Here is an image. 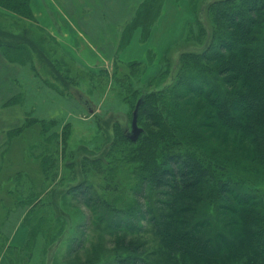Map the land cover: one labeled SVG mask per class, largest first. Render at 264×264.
<instances>
[{
  "label": "trees",
  "instance_id": "1",
  "mask_svg": "<svg viewBox=\"0 0 264 264\" xmlns=\"http://www.w3.org/2000/svg\"><path fill=\"white\" fill-rule=\"evenodd\" d=\"M204 1L188 0L195 17L187 26L183 41H191L194 47L178 54L174 68L178 69L176 79L149 92L144 90L142 84L141 88H135L143 97L136 118L138 122L139 119L143 121L144 127L137 140L128 138L122 129L119 130L121 137L115 132L112 136L106 126L101 125L99 128L102 138L95 135V138L90 140L94 141L93 144H98L92 151L99 154L110 147L119 158L127 156V153L139 156L131 163V171L141 175L147 188L144 196L146 211L138 207L139 222L142 219L149 220L150 216V223L155 227L157 214L152 206L155 204V197L158 196L157 203L170 198L172 202L169 210L163 208L162 211V217L165 216L164 224L162 228L156 229V232L164 238L175 257L187 258L193 264H264V213L261 212V194L258 190H244L243 184L251 186L252 182H242L239 171L232 169L235 167L255 174L262 173L260 179L251 175L254 180L264 182V0H213L209 3ZM164 2L165 0L143 1L132 21L121 28L122 33L117 39L116 50H111L113 64L116 66L111 79L108 80L111 82L109 84L106 81V86L113 85L114 94L118 91L119 98L124 96L126 102L129 99V89H134L135 82L140 83L136 79V72L137 67L143 64L139 61L124 63L120 53L128 47L138 29L142 31L141 42L148 41ZM0 7L23 17L32 16L30 0H0ZM205 14L209 18H206ZM215 23L224 33L218 31ZM9 37L11 40H17L19 44L36 43L35 47L40 46L34 35ZM8 41H1L0 47L4 45L11 48L12 45L6 43ZM161 61L164 66L162 74L167 76L171 60L165 55ZM52 67L63 80L64 77L68 79L73 76L72 71L65 75L55 64ZM89 73L88 71V76L85 74L80 78L93 81L95 75ZM204 73L211 77L204 76ZM77 76L71 78L66 87L74 86L72 80L78 79ZM130 113L134 116V110ZM36 114L35 112L36 118H31L30 122L32 126L35 125L33 127L39 129L38 133L45 132L46 142L51 144L47 136V120ZM70 123L71 121L67 124L68 127ZM25 127L26 122L13 133L22 131ZM11 134L12 132L8 133L9 136ZM44 155L46 153L40 158ZM83 157L85 160L88 155ZM80 164L74 157L70 159L65 168H71V177L55 182L56 185L52 187H42L41 197H35L34 195L38 194L32 189V193L30 189L27 192L26 182L31 174L27 170H19L13 175L8 168L1 171L0 179L5 178L4 182H8L16 176V180L22 179L21 187L29 193L25 195L23 190L19 192L18 189L16 192L6 191L8 202L0 199V238L4 240L7 236L4 245L11 240L4 230L13 208H22L24 220L37 215L38 220L35 219L33 232L36 238L38 235L43 238L36 248L44 254L57 241L60 242L69 235L72 221L78 215L73 207L67 208L63 199L69 195L80 194L85 197V207L94 213L95 204L87 197L88 191L83 188L82 183L71 186L72 178L80 173ZM85 164L86 162L83 164V174L88 173L84 168ZM36 166L44 176H48L49 169H46L44 158ZM126 168L130 169L128 166ZM34 180L32 176V181L36 182ZM253 186L258 188L254 184ZM107 190H110V187H107ZM43 196L50 198L47 200ZM103 205L111 210L114 218L119 214L132 218V212L135 211V207L120 211L116 205ZM206 206L214 207L218 226H215L213 219L204 212L203 208ZM3 208L5 214L2 216ZM45 208L46 211L52 208L55 220L60 219L65 224L64 230H58L59 238L53 244L50 241L49 245L46 233L50 231L52 220L44 216ZM41 211L44 213L39 217ZM142 212L144 216L140 215ZM96 216L97 220L101 221L99 218L102 216L99 213ZM221 219L223 222L220 225ZM108 226L110 227V224ZM116 227L121 231L125 228L123 219H120ZM9 228L12 231L17 229L15 224ZM72 238L76 239V236L72 235ZM122 241L121 236H115V243ZM35 242L30 246L28 239L29 249L25 250H29V254L25 253L26 260L22 264H32ZM25 246L0 247L6 251L7 264H13L15 257L20 256V252L15 251H21ZM129 255L120 257L115 253L113 259L118 264H130Z\"/></svg>",
  "mask_w": 264,
  "mask_h": 264
},
{
  "label": "rangeland",
  "instance_id": "2",
  "mask_svg": "<svg viewBox=\"0 0 264 264\" xmlns=\"http://www.w3.org/2000/svg\"><path fill=\"white\" fill-rule=\"evenodd\" d=\"M211 1L213 0H205L204 3ZM72 4L74 6L82 5L77 0H72ZM180 6V13L183 20L184 18H189V21H193L195 17L194 12L188 10L184 3H181ZM205 15L207 18L208 15ZM181 16L178 18L181 21L174 18L169 22L172 25L169 30H166L165 27L160 28L156 32L158 33L156 41L154 40L150 43L147 41L146 44H142L140 53L128 51L126 55H123L124 63L139 61L143 64L137 67L136 72V79L140 83L135 82L134 89H129V99L126 102L124 96L121 99L119 98L118 91L114 94V86L109 85L111 81H108L111 79L116 66V64H113V57L111 58V50L114 47L113 43L108 48H100L96 43H92L87 38L90 41V45L93 46V49L90 51L85 49L87 50L83 52L85 54V60L80 56L77 59L68 57L59 47L56 39L52 38L49 33H46L40 27L33 12L31 17L24 16L28 17L24 19L22 15L0 7V43L8 39L9 41L6 43H10V46L12 45L11 48L3 45L0 47V51H7L10 60L14 63H19L23 70L20 79H16L14 85L8 86L6 84V88H0V119L4 120L0 125H4L3 131L11 130L9 132H12L7 140L6 136H2L0 139V142L5 139L3 141L5 144L0 146V173L4 168L10 169L12 175L19 170H27V172L31 173L30 178L26 182L27 192L30 189V193H32V189L38 194L34 195L35 197H41L42 194L40 192L42 187H52L57 182L67 180L68 176L71 177V168H65V165L74 157L75 161L78 162L79 160L81 164L78 166L80 173L76 174V177L72 178V180L70 179L73 183L71 186L82 183L83 188L88 191L87 197L92 199L91 203L95 204L94 208L96 209L94 213L88 210L84 205L85 197L83 198L80 194L74 196L69 195L63 199L67 208L73 207L78 215L72 221V230L69 235L62 241H57L44 254L36 248L43 241V238L40 235L36 238L33 232L35 219L38 220L37 215L24 220V213L21 212L22 208L18 210L13 208V213H11L7 221L8 224L4 231L11 240L15 238L16 230L21 231V237L26 243V246L25 243L23 244L26 248L21 251L19 249L15 251L20 252V256L15 257L13 264H22L26 260L25 253L29 254V250H25L29 249L27 247L28 239H30V246L36 240L33 248L32 264H42L43 262H48V264H118L113 259L115 253L120 257H126L130 254L128 258L130 264H193L187 258L175 257L173 252H170L172 250L167 246L164 238L156 232V229L162 228L164 224L165 216L162 217V211L163 208L169 210L172 202L170 198L164 197L167 198L166 201L157 203L158 196L155 197V204H152L157 214L154 222L155 227L150 223V216H148L149 220L142 219L140 220L141 223L139 222L140 211L138 207L146 211L144 196L147 193V188L143 184L141 175H138L134 170L131 171L133 168L131 163L135 162L139 156L127 153V156L119 158L110 147H107L102 153L98 154L92 151L98 144H93L92 142L94 141H90L95 138V135L98 138H102L100 137L102 132L99 128L101 125L103 127L106 126L107 131L112 136H114L115 132L121 137L119 130L122 129V132L126 133L128 138L134 141L137 140L144 126L143 121L139 119L138 122V118H136L138 109L143 101V97L140 95L141 92H136V89L141 88L140 84H142L145 88L144 90L149 92L154 88L162 87L173 82L178 73V69H174L178 54L182 50H189L194 47V44L190 43L191 41H183L189 22L185 26L182 25ZM209 16L211 17V15ZM215 24L217 25V23ZM25 28H30L31 30H24ZM218 28L220 33H224L219 26ZM100 31V34L96 35L98 38L104 36L108 29L104 27ZM117 31H119V27H117ZM114 33L119 34L116 31ZM167 33L170 35V40L176 39L174 35L181 34L180 42H170L169 38L166 37ZM23 34L34 35L37 39H42L39 42L40 46L49 52L51 60L57 61L55 65L58 67V70L64 71L67 68L68 72L72 71L73 76L71 78L78 75V79L72 80L74 86L66 87L63 82H57L55 76L50 74V76H45L48 73V59L47 63L44 59L35 60L34 54L27 45L19 44L17 40H11L9 37ZM117 38L112 37L111 34L107 40L116 42L115 39ZM122 54L123 52L120 53L121 56ZM165 55L171 60L170 72L167 76L162 74L164 66H162L161 58ZM3 56H0L1 73L11 66L7 58L5 59ZM97 58H101V60ZM87 59L88 61L85 62ZM90 62L92 65L89 64ZM25 70H27V74H25ZM39 71L42 72V75L39 74ZM88 71L95 75L93 81L80 78L85 74L88 76ZM12 76L14 79L19 77L16 72ZM204 76L211 77L205 73ZM71 78H68V81L70 80L69 82H71ZM59 79L64 81L61 78ZM106 81L109 83L107 86ZM16 90L17 93L19 92V95L15 99V106L19 104L21 109L19 106L11 108L9 109L12 111L10 114L8 108H3L1 105L7 98L6 96ZM4 110L6 113H3ZM132 110H134V116L130 113ZM35 112L40 118L47 120L45 121L48 127L47 136L51 144L46 142L45 132L41 131L38 133L39 129L33 127L35 125L32 126L30 119L36 118L34 115ZM4 114H7L8 117H5ZM128 115L130 120L128 119ZM114 120L120 124L118 125ZM69 121L71 123L68 127L67 124ZM24 122H26V127L22 131L13 133ZM204 140L206 141V139ZM222 146H225V144H222ZM44 153L46 155L40 158ZM85 155H88V157L83 160V156ZM43 158L46 161V169L47 167L49 169L47 171V177L36 166L42 162ZM84 162H86L84 168L88 172L87 174L82 173ZM125 165L130 169H127ZM232 169L236 170V172L239 171L242 182L248 184L252 182V184L250 183L251 186L243 184L244 190L250 192H256L258 190L260 192L261 203L263 205L261 212L264 213V182L254 180L252 176L255 175L260 179L262 173L255 174L247 170H239L235 167ZM31 175L37 183L32 181ZM4 179H0V182H2L0 184V199L8 202V195L6 193L10 191L16 192L17 189L19 192L23 190L25 195H29L21 187L22 183L20 181L22 179L16 180V176L8 182H4ZM253 184L258 188H254ZM107 187H110V190H107ZM43 198L49 200L50 197L43 196ZM58 199L60 200L59 197ZM104 203H109L112 206L116 205L120 211L135 207V211L132 212V218H126V216L121 214L115 215L116 218H114L111 210L107 206H104ZM203 209L213 219L215 226H218L214 207L208 208L206 206ZM44 211H41L39 217L44 213L45 217L52 220L49 226L50 231L46 233L48 236L47 244L49 245L50 241L53 244L59 238L60 234H58V230L59 228L64 230L65 224L60 219L55 220L56 216L52 208H49V211H46L45 208ZM97 213L102 216L103 219L98 217L102 223L97 220ZM4 214L5 209L3 208V214L1 215L3 216ZM140 215L144 216V213L142 212ZM120 219H123L125 225L122 231L116 227ZM219 222L221 225L223 222L222 219ZM13 224L17 227L15 231L9 228ZM108 224H110V227ZM72 235L76 236V239L72 238ZM117 235L123 238V241L119 244L115 243V236L117 237ZM6 238L4 237V240ZM4 240L0 238L1 248L12 245L11 240H8L4 245ZM135 246H137L136 249ZM127 249L131 250L128 251ZM5 253L6 251L0 249V264H7Z\"/></svg>",
  "mask_w": 264,
  "mask_h": 264
},
{
  "label": "crops",
  "instance_id": "3",
  "mask_svg": "<svg viewBox=\"0 0 264 264\" xmlns=\"http://www.w3.org/2000/svg\"><path fill=\"white\" fill-rule=\"evenodd\" d=\"M82 5L81 6H74L72 4V0H30V8L33 12V15L40 25L42 29L45 30L46 33L52 38L56 39L57 44L62 49V51L69 57L78 58L79 56L85 60V54L83 52L92 50L93 46L90 45V41L92 43H96L98 47L108 48L111 43L115 45L112 50H116V43L117 37L121 35V28L125 27L129 24L132 19L134 18L136 11L139 9L140 5L145 0H77ZM184 3L187 6V9L190 10L188 0H165L162 12L152 28L150 37L148 42L156 41V37L158 33H156L160 28L165 27L166 30H169L172 25L169 24L174 18H180V4ZM191 11V10H190ZM182 17V16H181ZM178 21H181L178 19ZM189 21V18L182 17V25H186ZM188 23V24H189ZM188 26V25H187ZM106 27L108 31L98 38L99 32H101V28ZM117 27H119V31H117ZM119 32V34H115L114 32ZM160 32V31H159ZM141 29H138L128 45V47L123 51L121 57L126 55L129 52L136 51L138 53L141 52L142 44H146L147 42H141ZM163 33V32H162ZM112 34V37L117 38L115 39L116 42H112L107 40V38ZM173 35V34H172ZM171 35V37H172ZM166 37L169 38V41L173 42H180L181 34L174 35L176 39L170 40L169 33L166 34ZM89 38L90 41L87 39ZM97 38V39H95ZM42 40V39H40ZM38 39V42H41ZM103 42V43H102ZM175 42V43H176ZM140 43V44H138ZM36 44V43H35ZM34 43L25 44L34 54L35 60H42L44 59L47 63V59L49 62V67L47 68L48 73L45 76H55V80L57 82H62L58 78V72L52 67L53 64H57L56 60L50 59V54L48 51L44 50L41 46L35 47ZM87 49V50H85ZM4 53V54H3ZM4 55V56H3ZM0 56L4 57L5 59L11 63V66L8 67L5 71L1 73L0 71V88L5 87L6 84L8 86H12L15 84L16 79H20V75H22L21 65L19 63H14L10 60L7 53L0 51ZM112 58V56H111ZM100 59L101 58H97ZM103 60V59H102ZM88 59L85 61L87 62ZM51 63V66H50ZM92 65V63H89ZM2 67V66H1ZM58 68V67H57ZM16 72L19 77L15 78L12 74ZM60 72V71H59ZM65 75L68 74L67 68L62 71ZM25 74H27V70H25ZM39 74L42 75V72L39 71ZM50 74V75H49ZM57 75V76H56ZM38 76V75H37ZM60 76V75H59ZM44 77V76H43ZM29 82H31L29 80ZM68 82V79L64 77V83ZM6 88V87H5ZM19 92L13 91L9 93L6 99L2 102L3 108H8L9 113L11 114L12 111L9 109L16 108L21 106L18 104L16 105V98L18 97ZM3 113H6L5 110ZM19 114V112H18ZM5 117H8L7 114H4ZM4 120L0 119V123H3ZM22 123V122H21ZM20 125V124H19ZM18 125V126H19ZM4 125H0V139L2 136H6V140L8 139L9 131H3ZM14 129V128H13ZM5 140V139H4ZM2 140L0 142V146L5 144ZM12 246H22L25 243L23 238L21 237V231L16 230V236L14 239L11 240ZM1 256V255H0Z\"/></svg>",
  "mask_w": 264,
  "mask_h": 264
}]
</instances>
